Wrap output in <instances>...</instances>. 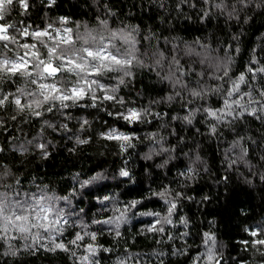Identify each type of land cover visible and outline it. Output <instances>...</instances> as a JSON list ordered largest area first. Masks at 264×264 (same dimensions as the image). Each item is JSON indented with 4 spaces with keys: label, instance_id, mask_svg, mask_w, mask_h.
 Here are the masks:
<instances>
[{
    "label": "trees",
    "instance_id": "trees-1",
    "mask_svg": "<svg viewBox=\"0 0 264 264\" xmlns=\"http://www.w3.org/2000/svg\"><path fill=\"white\" fill-rule=\"evenodd\" d=\"M26 3L28 7L22 8L18 0H14L4 20L0 21L15 26L9 28L8 33L16 40L0 41V54L9 59L23 55L25 50L20 46L25 43H35L42 53L46 52L31 37L19 35L18 29L28 27L31 32L51 24L48 31L53 37L55 29L62 33L63 27L71 28L75 35L77 31L84 33L85 26L99 31V16L109 21L110 28L138 26L139 31L134 34L140 41L137 45L140 53L148 49L150 55L159 47L170 59L172 45H178L181 63L197 72L203 69L207 73L213 69L207 61L200 65V57L184 56L185 44L197 51H201L200 45H207V54L212 58L224 57L227 47V55L231 56L229 76L234 79L245 72L248 84L241 85L242 91H251L254 101L261 99L258 90L264 88V73H257L253 81L247 68L264 66V0H244L243 3L223 0L224 7L215 6L221 0H54L51 5L48 0H26ZM62 16L69 18L64 25L58 19ZM144 36H149V40L145 41ZM44 39L50 45L56 43L47 37ZM151 62L145 60L146 64ZM157 71L161 70L157 68ZM166 71L167 63L161 75ZM118 75L109 73L102 78V83L116 84L114 77ZM0 77L3 92H15L17 87L32 92L38 89L40 82H52L49 78L32 84L19 74L9 78L0 73ZM56 79L67 86L75 77L59 73ZM204 80L209 84L223 83L224 88L206 100H196L192 107L205 103L213 108L223 107V92L231 86L228 78L216 81L205 75ZM170 93V85L155 71L135 67L133 75L125 77V83L119 85L116 92L117 97L123 98V104L102 98L94 102L88 94L75 103L65 101L68 106L64 108L59 102H52L55 107L51 112L43 111L48 104L42 105L37 109L42 115L36 117L29 112L17 113L15 105L9 102L5 109H0V171L6 166L12 175L0 180V191L7 190L4 184H11L15 189L16 177L21 181L20 191H35V185H47L48 191L65 195L75 187L77 194L72 197L71 207L79 217L72 219L82 220L88 227H68L63 239L65 242L71 239L74 231H96L95 243L102 247L90 255L92 264H211L205 259L207 248L212 244V240L204 236L206 232L215 238L214 251L218 253L215 259L220 260V264H264V245L251 243L264 239V179H261L264 176V114L260 119L244 115L217 123L197 112L188 124L182 119L187 114L182 102L163 99ZM96 95L102 97L99 89ZM231 98L234 99L235 94ZM248 99L243 97L244 102ZM128 107L146 108L151 114L143 122L129 124L117 115ZM12 116L16 119H11ZM172 116L178 119L173 120ZM209 123L216 124L215 133H210ZM62 124L66 128H62ZM111 128L130 134L131 146L121 151V141L101 135ZM77 137L87 142L77 144ZM39 142L48 145V157H42L35 148ZM20 146L26 151H19ZM161 146L170 151L159 152ZM241 149H246L243 160L238 159ZM165 159L168 163L157 167ZM233 159L236 163L229 167V160ZM189 166L194 169L191 178L179 175L187 172ZM121 168L129 172L128 177L120 176ZM97 173L103 179L79 187V182ZM163 188L168 189V198L176 202L172 223L164 224L163 232H149L148 225L160 227L154 224L158 217L133 213L165 215V201L153 194ZM177 192L182 196L176 197ZM105 195L114 196L115 200L103 201ZM130 200H138L139 204L127 213L126 222H120L119 236L115 235V222L111 225L91 223L93 219L118 216L119 212L114 209L122 210V205ZM181 217L186 224L181 223ZM257 228L260 229L258 235L251 236L250 231ZM88 242L86 237L83 243ZM23 244L19 239L9 238L6 242L0 238V264H83L79 259L85 254L82 246L69 245L76 252L73 256L71 251L29 250ZM104 248L109 251L105 252ZM10 250L18 251L11 255Z\"/></svg>",
    "mask_w": 264,
    "mask_h": 264
},
{
    "label": "snow or ice",
    "instance_id": "snow-or-ice-1",
    "mask_svg": "<svg viewBox=\"0 0 264 264\" xmlns=\"http://www.w3.org/2000/svg\"><path fill=\"white\" fill-rule=\"evenodd\" d=\"M13 2L14 0H0V21L4 20L5 13ZM53 2L54 0H48L49 5ZM243 2L244 0H241V3ZM18 3L22 8L28 7L26 0H18ZM215 6L224 7L223 0ZM109 14L111 13L109 12ZM201 18L203 19V17ZM58 19L61 25H64L69 18L62 16ZM97 20L99 31L85 26L84 33L77 31L75 35H73L71 28L63 27L62 33L60 29H55L56 36L53 37L52 33L48 31V28H52L51 24L43 29L35 28L31 32L28 30V27L18 29L19 35L31 37L43 49H46V52L42 53L35 43H25L20 46L25 50L23 55L17 54L15 59H9L0 54V73L9 78L19 74L22 77H27L32 84H37L38 81H44L49 78L52 79V82H40L38 89L32 92H26L22 87H17L15 92H3L0 90V109H5L10 102L15 105L17 113L29 112L32 116L40 117L42 111L37 109H41L42 105L48 104L49 106L44 108L43 111L51 112L55 107V104L52 102H59V106L64 108L68 106L65 101L71 100L75 103L88 94L91 95V99L94 102L102 98L103 100L123 104V98L116 95L118 86L125 83V77L133 75L135 67H149L150 70L156 72V75L162 81H166L171 87V93L163 99L166 101L178 99L182 102V107L187 109V114L182 119L188 124L192 123V118L197 112H202L206 120L211 118L212 121L217 123L226 122L227 118H231L232 120L242 118L244 115L260 119L261 115L264 114V88L258 90L261 99L255 101L251 99V91H242L241 85L248 84L245 72H240L234 79L229 76L231 56L227 55L229 51L227 47L224 49L226 53L224 57L217 56L212 58L207 54V45H200L201 51H197L196 48L185 44L183 50L184 56L200 57L198 61L200 65L203 66L207 61L213 69V71L207 73L203 69L197 72L193 67L189 66L186 68L181 63L177 55L178 45H172L173 54L170 59L159 47H156L150 55L148 49L140 53V48L137 46L140 44V41L137 40L134 34L139 31L138 26L125 25L124 27L110 28L107 19H101L97 16ZM14 27V25L0 23V41H15L16 37L8 33V29ZM77 28H79V25H77ZM44 37H47L49 40H55L56 43L50 45ZM143 39L148 41L149 36H144ZM196 43L199 44V41ZM61 45L64 47H61ZM4 47L7 48V44ZM33 49L34 51H30ZM145 60H151L152 62L151 64H146ZM252 61L254 63L257 62L255 56L252 57ZM165 63H167V71L161 75ZM157 68L161 71H157ZM247 72L251 74V80L255 81L257 73H264V66L260 68L248 67ZM58 73H68L70 76L75 77V80L65 86L63 81L56 79ZM109 73H119L118 76L114 77L117 80L116 84L108 85L102 83V78ZM205 75L209 79L216 81H224L225 78H228L231 86L223 92V107L213 108L206 103L201 104L199 107H192L196 100H206L209 95L221 93L224 88L223 83L209 84L204 80ZM192 77H195V79L193 80ZM249 87L251 86L249 85ZM97 89L102 93V97L96 95ZM234 94L235 98L232 99L231 97ZM243 97H248L249 99L244 102ZM160 102L162 101H152V103ZM149 114L151 113L148 109L136 107H128L126 111L117 113L120 118L129 124L143 122L144 118ZM154 115L160 116L161 113H155ZM11 119H16V116H12ZM172 119L176 120L178 117L172 116ZM84 123H87V121H84ZM48 126L52 127V125ZM61 127L66 128V125L62 124ZM216 130V124L209 123L210 133H215ZM101 135L109 140L121 141V151L131 146L130 134L118 131L115 128H111L108 132L101 133ZM86 142L79 137L76 139L77 144H84ZM29 143L33 142L29 141ZM235 144L236 142H234ZM47 147L48 145L43 142L35 144V148L40 150V154L44 158L49 155ZM18 150L21 152L26 151L23 146H20ZM169 151L170 149H166L163 146L159 148V152L167 153ZM152 152H157V149H152ZM245 155L246 149H241L238 159L243 160ZM145 158H150V156H146ZM199 159L200 157L197 156L196 160ZM167 163L168 160L165 159L163 164L157 165V167H163ZM235 163V159L229 160V167ZM193 173L194 169L189 166L187 172H181L179 175L191 178L190 174ZM119 174L122 177L129 176V172L125 168H121ZM10 175H12L10 170L5 166L3 171H0V180ZM73 179L75 180L76 177H73ZM98 179H103L99 173L79 182V187L84 188ZM261 179H264V176ZM15 184V189L11 184H4L3 188L7 190L0 191V238L6 242L9 238L22 240L24 241L23 247L29 250L71 251L73 256L76 255L74 248L82 246L85 249V254L79 259L83 264H92L90 255H94L97 248L102 247V245L95 243L98 234L96 231H74L71 239L66 242L63 239L68 227L75 228L79 226L81 229L88 227L82 220L72 219L74 216L79 217V213H76L71 207L72 197L77 194L76 188L70 189L65 195H58L55 192L48 191L47 185L43 187L35 185V191H20L18 189L20 188L21 181L18 177L15 178ZM153 194L159 195L165 201L167 205L166 214L163 216L158 212L133 214L158 217L154 224L160 225V227L148 225L146 226V230L149 232H163L165 230L163 225L172 223L171 214L176 208V202L174 199L168 198L169 192L167 188H163L159 193ZM180 196H182V193L177 192L176 197ZM110 199L115 200V197H109L108 195L102 197L103 201ZM138 204V200H130L122 205V210L120 208L114 209L115 212H119L118 216L107 217L102 220L93 219L91 223L94 225H111L115 222V235L119 236L120 232L118 229L120 222H126L128 219L127 213L131 212ZM80 212L82 213L83 209H80ZM180 219L181 223H187L184 217ZM108 230L113 231V229ZM245 230L249 231L248 228ZM259 231V228L253 229L250 231V234L255 237ZM204 236L212 240V244L207 248L205 259L210 261L211 264H220V260L215 259L218 253L214 251L216 247L214 236L207 232L204 233ZM86 237L89 242L83 243ZM205 243H207V240ZM243 243H247V241ZM251 243L253 245H264V239L253 240ZM69 245L74 246V248L70 249ZM103 250L105 252L109 251L107 248ZM17 251L10 250L11 255H16ZM5 254L9 253L6 252Z\"/></svg>",
    "mask_w": 264,
    "mask_h": 264
},
{
    "label": "bare ground",
    "instance_id": "bare-ground-1",
    "mask_svg": "<svg viewBox=\"0 0 264 264\" xmlns=\"http://www.w3.org/2000/svg\"><path fill=\"white\" fill-rule=\"evenodd\" d=\"M57 29V28H56ZM51 30V29H50Z\"/></svg>",
    "mask_w": 264,
    "mask_h": 264
},
{
    "label": "water",
    "instance_id": "water-1",
    "mask_svg": "<svg viewBox=\"0 0 264 264\" xmlns=\"http://www.w3.org/2000/svg\"><path fill=\"white\" fill-rule=\"evenodd\" d=\"M58 74H59V73H58ZM58 74H57V75H58Z\"/></svg>",
    "mask_w": 264,
    "mask_h": 264
}]
</instances>
